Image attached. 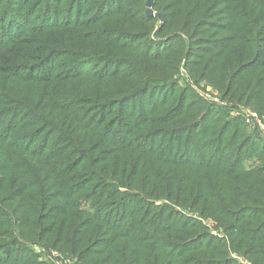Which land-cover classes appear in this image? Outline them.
Returning <instances> with one entry per match:
<instances>
[{
  "label": "trees",
  "instance_id": "trees-1",
  "mask_svg": "<svg viewBox=\"0 0 264 264\" xmlns=\"http://www.w3.org/2000/svg\"><path fill=\"white\" fill-rule=\"evenodd\" d=\"M146 1H22L28 23L64 24L42 55L32 35L0 50V264H41L30 245L80 264H264V139L174 78L186 59L264 116V0H155L164 24ZM82 53L103 71L77 70Z\"/></svg>",
  "mask_w": 264,
  "mask_h": 264
},
{
  "label": "rangeland",
  "instance_id": "rangeland-1",
  "mask_svg": "<svg viewBox=\"0 0 264 264\" xmlns=\"http://www.w3.org/2000/svg\"><path fill=\"white\" fill-rule=\"evenodd\" d=\"M2 1L3 0H0V6L2 4ZM22 1L23 0H4V4H12L15 10L11 14L7 15L8 20L4 17L3 14H2L3 17L0 18V50L10 47L8 53L12 54V52H17V53L23 52L26 47L25 42L23 41H27L24 38L32 35L29 37L31 38L29 43H32L34 47L33 53L36 50H38L42 52L40 54L42 55L44 53L41 47L42 43H47V41L55 40V33L57 30L55 31L54 30L48 31V30L55 28L56 26L63 25L64 23L57 22L54 15H50L48 18L44 19L41 22L28 23L27 20L21 18L20 15H18L19 13L18 9L20 5H22ZM54 1L56 0H51L52 3ZM159 24L160 22H155L154 24L155 30L159 26ZM214 26H217V23H215ZM46 31H48L46 34L44 33L36 34ZM150 39L156 40V34L150 35ZM128 42H130L127 43L129 44L130 48L136 50L140 49L143 52H148L150 50L151 53H154L160 47V46L156 47L151 43H146V41L139 42L137 37L132 40H128ZM162 44L171 45V43H162ZM72 49L74 50V52L78 51L74 48ZM57 51H60V49H57ZM82 55L83 56L80 58L81 60L79 59L77 64L74 65V67L77 70L87 71L93 74H98L103 71V68L99 67L100 61L91 60L89 53H82ZM20 57L21 56H19V58H16L15 62H21ZM58 62L63 63L62 60H59V58L56 64H58ZM21 63H26V62H21ZM108 64L109 62H107L105 67H107ZM1 65H2V61H0V66ZM41 65L42 63H39L37 66L33 64L30 67L31 70H26L28 67L26 66V68H23V70L20 72H22L25 75H31L33 74L34 69L37 68L34 74H40L41 72L38 69H40ZM68 65L71 64L69 63L64 64V68L61 71L65 72L66 71L65 68ZM187 65H188L187 60L186 59L182 60V63L179 68V72L174 76V78L176 79L178 86L185 87V91H189L188 93L189 98L197 97L198 100L203 101L206 107L212 106L214 109H217V111H219L220 109L221 110L224 109L225 112L226 111L229 112V115L227 116L231 120L228 121H232L234 119H241L244 122L245 126L247 127V131L249 132V134L259 135L261 138L264 139V116H261L253 108L245 106L243 103L241 104L240 102H238V99L234 98L233 94L230 91L220 88V85L215 84L214 82L211 81V79L206 78L205 75L197 76L195 74V76H192V74L186 68ZM21 67H25V66H21ZM113 67H115L114 64H111V69H113ZM57 71L58 73H61L60 70ZM244 165L247 168H249L250 165L252 164L251 162L246 161ZM187 216L191 217V219L198 220V222H200L203 226L207 227L209 233L212 236L217 237L218 239H222L226 236L222 229L218 231L217 227L219 225L216 220L212 218L199 217L197 214L194 213H188ZM29 247L38 257V261L41 264H80L78 263L77 259L67 257L57 250L46 249L41 245H30ZM229 251L231 250L229 249ZM230 257L232 260L236 261L239 264H251L243 257H238L236 254L232 253V251L230 252Z\"/></svg>",
  "mask_w": 264,
  "mask_h": 264
},
{
  "label": "water",
  "instance_id": "water-1",
  "mask_svg": "<svg viewBox=\"0 0 264 264\" xmlns=\"http://www.w3.org/2000/svg\"><path fill=\"white\" fill-rule=\"evenodd\" d=\"M153 6H154V0H147V2H146V14H147V16L156 17L161 21L162 24H164L166 22L165 15L162 13L154 12Z\"/></svg>",
  "mask_w": 264,
  "mask_h": 264
}]
</instances>
